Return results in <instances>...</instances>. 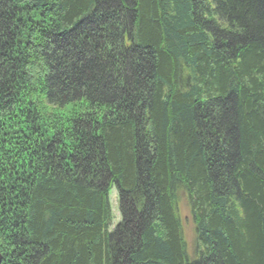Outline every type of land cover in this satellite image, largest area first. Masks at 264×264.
Returning <instances> with one entry per match:
<instances>
[{
	"label": "trees",
	"instance_id": "trees-1",
	"mask_svg": "<svg viewBox=\"0 0 264 264\" xmlns=\"http://www.w3.org/2000/svg\"><path fill=\"white\" fill-rule=\"evenodd\" d=\"M0 254L264 264V0H0Z\"/></svg>",
	"mask_w": 264,
	"mask_h": 264
},
{
	"label": "rangeland",
	"instance_id": "rangeland-1",
	"mask_svg": "<svg viewBox=\"0 0 264 264\" xmlns=\"http://www.w3.org/2000/svg\"><path fill=\"white\" fill-rule=\"evenodd\" d=\"M183 189V188H182ZM178 194V212L182 219L183 223V232L184 236L186 238L188 252L190 255H192L194 250V244H195V224L191 215V212L189 210L188 206V196L185 194L182 190H180ZM110 201L112 206V211L114 215V223H117L120 219L119 211H118V195H117V189L115 187L112 188L110 191Z\"/></svg>",
	"mask_w": 264,
	"mask_h": 264
},
{
	"label": "water",
	"instance_id": "water-1",
	"mask_svg": "<svg viewBox=\"0 0 264 264\" xmlns=\"http://www.w3.org/2000/svg\"><path fill=\"white\" fill-rule=\"evenodd\" d=\"M1 262H2V255L0 254V264H1Z\"/></svg>",
	"mask_w": 264,
	"mask_h": 264
}]
</instances>
